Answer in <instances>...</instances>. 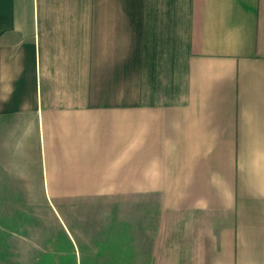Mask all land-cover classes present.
Returning a JSON list of instances; mask_svg holds the SVG:
<instances>
[{
    "label": "crops",
    "instance_id": "crops-1",
    "mask_svg": "<svg viewBox=\"0 0 264 264\" xmlns=\"http://www.w3.org/2000/svg\"><path fill=\"white\" fill-rule=\"evenodd\" d=\"M8 141L129 264H264V0H0Z\"/></svg>",
    "mask_w": 264,
    "mask_h": 264
},
{
    "label": "rangeland",
    "instance_id": "rangeland-1",
    "mask_svg": "<svg viewBox=\"0 0 264 264\" xmlns=\"http://www.w3.org/2000/svg\"><path fill=\"white\" fill-rule=\"evenodd\" d=\"M13 144L0 173V264H129L125 242L111 238L126 234L125 201L47 189L44 175L32 173L35 159L22 157L30 151L17 153Z\"/></svg>",
    "mask_w": 264,
    "mask_h": 264
}]
</instances>
